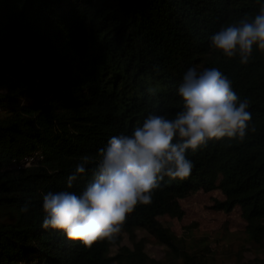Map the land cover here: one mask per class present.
Returning a JSON list of instances; mask_svg holds the SVG:
<instances>
[{"label":"trees","instance_id":"1","mask_svg":"<svg viewBox=\"0 0 264 264\" xmlns=\"http://www.w3.org/2000/svg\"><path fill=\"white\" fill-rule=\"evenodd\" d=\"M264 0H0V264H163L144 252L145 233L166 262L202 264L194 241L162 218L180 220L179 201L197 191L223 197L211 208H237L249 247L264 243V53L247 64L210 47L222 26L252 19ZM217 67L249 102L243 142H209L187 157L184 180H165L150 205H138L115 243L86 248L42 227V197L81 192L89 172L67 188L83 156L98 160L110 137L130 135L151 114L180 110L183 73ZM154 90V94L149 92ZM28 153L41 159L14 166ZM25 203L29 210L21 212ZM125 236L129 246L122 244ZM197 249V248H196ZM234 264H264V258Z\"/></svg>","mask_w":264,"mask_h":264},{"label":"clouds","instance_id":"2","mask_svg":"<svg viewBox=\"0 0 264 264\" xmlns=\"http://www.w3.org/2000/svg\"><path fill=\"white\" fill-rule=\"evenodd\" d=\"M210 47L227 59L247 64L254 50L264 53V3L252 18L222 26L210 38ZM151 94L154 90L149 89ZM177 95L180 110L151 114L130 135L110 137L98 150V160L85 155L67 177V188L89 172L91 180L77 193L49 191L42 197V227L63 232L86 248L97 242L115 243L127 217L138 205H150L167 177L184 180L194 162L187 157L209 142L236 139L243 142L251 120L249 102L241 100L229 78L217 67L190 66L182 76ZM29 210L25 203L21 212Z\"/></svg>","mask_w":264,"mask_h":264},{"label":"rangeland","instance_id":"3","mask_svg":"<svg viewBox=\"0 0 264 264\" xmlns=\"http://www.w3.org/2000/svg\"><path fill=\"white\" fill-rule=\"evenodd\" d=\"M216 200H223L217 190L197 191L179 201L183 211L180 220L164 217L161 221L175 236L194 241L195 251L204 256L202 264H234L239 256L247 261L264 258V243L259 249L247 245L239 210L235 208L227 213L213 210L211 206ZM137 234L144 238V252L150 258L163 264H179L166 262L163 247L157 245L151 236L143 232ZM122 244L129 246L125 236Z\"/></svg>","mask_w":264,"mask_h":264},{"label":"built area","instance_id":"4","mask_svg":"<svg viewBox=\"0 0 264 264\" xmlns=\"http://www.w3.org/2000/svg\"><path fill=\"white\" fill-rule=\"evenodd\" d=\"M41 159V156L37 153H28L24 155L20 161L14 166L16 169H24L29 167L34 162Z\"/></svg>","mask_w":264,"mask_h":264}]
</instances>
